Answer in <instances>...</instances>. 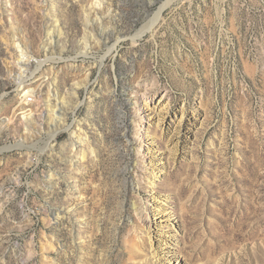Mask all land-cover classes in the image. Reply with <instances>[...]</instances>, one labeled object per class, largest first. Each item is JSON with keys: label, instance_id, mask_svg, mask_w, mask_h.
Returning <instances> with one entry per match:
<instances>
[{"label": "rangeland", "instance_id": "rangeland-1", "mask_svg": "<svg viewBox=\"0 0 264 264\" xmlns=\"http://www.w3.org/2000/svg\"><path fill=\"white\" fill-rule=\"evenodd\" d=\"M0 264H264V0H0Z\"/></svg>", "mask_w": 264, "mask_h": 264}, {"label": "bare ground", "instance_id": "bare-ground-1", "mask_svg": "<svg viewBox=\"0 0 264 264\" xmlns=\"http://www.w3.org/2000/svg\"><path fill=\"white\" fill-rule=\"evenodd\" d=\"M142 32H144V29H142L139 33H137V35H135L136 37H141V33ZM135 37V38H136ZM52 42V41H51ZM18 47H19V45H17ZM113 48V47H112ZM111 49V48H110ZM49 51H50V53L51 54H54V51H53V44H52V46H51V48H49ZM20 53L21 54H25L26 52L21 48L20 49ZM49 87V91H48V95L49 96H54V97H57L58 95H57V92H55V88H54V86L53 87H51L50 85L48 86ZM50 92H52V93H50ZM48 99H50V98H48ZM161 101L159 100L158 101V103L157 104H162V103H160ZM48 104H47V113H48V115H53V112H54V110H52V108H50L49 107V105H50V103L49 102H47ZM164 105V104H163ZM163 105H161V106H163ZM160 106V107H161ZM52 110V111H51ZM30 115V113H26V114H24V119L26 118V119H29L28 118V116ZM50 117V116H49ZM58 118H59V120L60 121H62L61 119H62V117L61 116H58ZM29 123H30V121H29ZM62 123V122H61ZM55 133H56V131H54V132H52L51 133V135H50V137L52 138L54 135H55ZM154 171H156V170H154ZM157 176V174H155L154 175V177H156ZM155 206H157L158 208H160L162 211L164 210V208L159 204V203H157V204H155ZM156 207V208H157ZM53 213H59L57 210L56 211H53ZM166 219H168V217L166 218ZM148 233H149V235H150V230H148ZM152 244V243H151ZM151 252L153 253V255L156 257V255H157V251H156V249L153 247H151Z\"/></svg>", "mask_w": 264, "mask_h": 264}, {"label": "built area", "instance_id": "built-area-1", "mask_svg": "<svg viewBox=\"0 0 264 264\" xmlns=\"http://www.w3.org/2000/svg\"><path fill=\"white\" fill-rule=\"evenodd\" d=\"M24 100L27 101L28 103H31L33 101V96L28 95V96L24 97Z\"/></svg>", "mask_w": 264, "mask_h": 264}]
</instances>
